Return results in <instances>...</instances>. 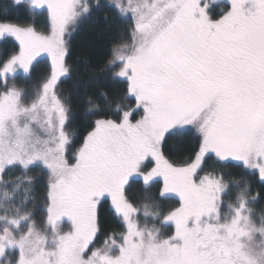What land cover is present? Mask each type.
<instances>
[{"label": "snow or ice", "instance_id": "1", "mask_svg": "<svg viewBox=\"0 0 264 264\" xmlns=\"http://www.w3.org/2000/svg\"><path fill=\"white\" fill-rule=\"evenodd\" d=\"M12 6L30 17L46 13L48 30L0 14V39L18 47L0 61V257L11 252V264H264V214L257 219L252 208L260 194L246 179L264 183V0H223L215 18L202 0H111L128 31L101 71L126 88L107 110L88 99L90 122L78 144L59 92L73 73L67 37L102 5ZM45 58L49 70L29 96L15 81L30 78ZM174 137L191 142L180 162L164 151ZM229 167L240 168L241 179H229ZM34 169L46 178L42 223L28 207ZM9 172L19 175L5 179ZM134 182L145 192L159 183V198L177 206L164 212L147 195L137 205L127 195ZM105 205L119 231L106 230Z\"/></svg>", "mask_w": 264, "mask_h": 264}, {"label": "trees", "instance_id": "2", "mask_svg": "<svg viewBox=\"0 0 264 264\" xmlns=\"http://www.w3.org/2000/svg\"><path fill=\"white\" fill-rule=\"evenodd\" d=\"M99 3L102 7L95 8L93 14L77 25V31L69 37L67 62L73 67V73L71 78L65 79L59 86L60 95L68 99L71 107L68 129L70 132L75 131L76 144L79 143L80 137L85 133L86 126L90 122L89 117L85 114L88 99L91 98L92 103L99 105L102 110H107L109 101L114 107L117 98L126 88L125 84L113 81L110 79L111 74L101 71V69L104 68L109 59V52L113 43L127 38L128 23L118 17L110 2L99 0ZM211 3L213 5H208L210 7L207 12L215 18L221 11L222 2L211 1ZM3 13H6L7 18L12 21L33 23L36 26L40 24L42 19L40 16L44 14L37 13L30 17L22 7H13L12 0H0V14ZM17 50L15 41L0 39V61L8 59ZM36 66L41 70V74L46 75L48 64L44 60L35 65L32 74ZM21 75L24 77V74ZM102 94H106L108 100ZM190 144L191 142L187 138L174 137L167 142L164 151L171 160L180 162L189 151ZM224 172L229 179H241L242 177V171L238 167L226 168ZM18 175V172H9L5 175V179L15 180ZM29 175L34 176L35 179L34 190L28 207L35 211V219L41 221L43 218L42 197L44 196L46 178L39 174L38 169H34ZM246 179L251 184L252 194H260L259 199L252 204L253 212L258 219L261 214H264V183L259 181L258 176H247ZM159 188L160 184L156 183L148 192H145L140 182H134L128 186L127 195L137 205L145 202L144 197L146 195L155 198L159 208L164 212L176 207L175 201L159 198ZM235 193L236 189L233 188L230 197L234 198ZM228 198L226 197V200ZM141 216L143 215L141 214ZM102 217L106 230L119 231V227L112 219L107 205L104 207ZM165 231L170 233L172 229L168 227Z\"/></svg>", "mask_w": 264, "mask_h": 264}, {"label": "rangeland", "instance_id": "3", "mask_svg": "<svg viewBox=\"0 0 264 264\" xmlns=\"http://www.w3.org/2000/svg\"><path fill=\"white\" fill-rule=\"evenodd\" d=\"M106 1L108 3L109 2L111 3V0H106ZM207 1H209V2L206 3ZM211 1H216V2L221 1V2H223V0H202V3H206L207 5H213V3H211ZM92 2H95V0H92ZM209 7L210 6L207 7L206 11H208ZM40 17L42 18L41 21H40V24L37 25V26L36 25H34V26L39 31H47L48 30V21H47L46 13H44ZM76 31H77V26L71 31L70 35L67 37L68 43H69V37L72 34H74ZM41 60H44L48 64V68H47V71H46V73H47L48 70H49V66H50L49 65V62H48V60L46 58L45 59H41ZM21 74H23V73H21ZM21 74H20V78H18L15 81L16 86L19 87V88H21V89H23V90H25L29 94V96L33 95L35 93V90H36L37 85L42 81V78L45 75L41 74V70L39 69L38 66H36L33 74H31V77L30 78H25ZM36 221L38 223H42L43 218H41V221H39L38 219ZM141 221H143V216H141ZM150 226H151V222H150ZM165 233L166 234H170L171 232L168 233V232L165 231ZM14 259H15V256L11 252H9L4 257H0V264H11V262L14 261Z\"/></svg>", "mask_w": 264, "mask_h": 264}]
</instances>
